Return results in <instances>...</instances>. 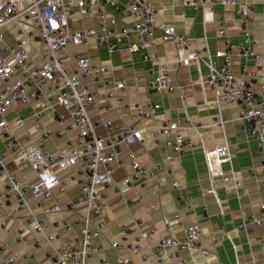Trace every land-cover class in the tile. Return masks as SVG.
Listing matches in <instances>:
<instances>
[{
	"label": "crops",
	"instance_id": "0c3cea01",
	"mask_svg": "<svg viewBox=\"0 0 264 264\" xmlns=\"http://www.w3.org/2000/svg\"><path fill=\"white\" fill-rule=\"evenodd\" d=\"M192 1L154 0L157 11L155 33L160 34L165 25H174L178 33L188 37L193 47L202 51L208 48L213 53L226 48L229 39L233 53L231 73L239 78L241 65L246 62L249 70L256 72L251 84L255 94H264V0H252L249 24L254 40L252 52L261 56L259 62L253 55H243L238 48L244 34L233 7L218 3L202 12L193 8ZM127 3L128 0H117L116 5H107L109 23L115 19L121 28L135 22V18L125 12ZM98 19L99 5L91 4L86 15L75 12L71 27L97 26ZM223 19L226 20L227 36L219 33ZM130 39L137 40V37L132 35ZM29 48L30 64H41L47 52L46 44L35 39ZM67 51L89 55L95 64L105 67L104 79L126 83V87L119 91L121 102L113 98L110 101L100 99L98 106L89 107L96 131L105 135V123L111 121L114 125L141 127L145 135L143 142L123 145L114 162L113 180L106 187L103 199L101 217L105 226L92 240L93 254L89 257V264H119L120 257L129 254L132 264H157L155 243L167 235L184 238L185 227L194 223L201 224V240L211 250V255L204 257L198 249L181 250L173 257L175 263L264 264V222L250 221L243 228L239 227L244 219L259 212L264 190V152L250 135L249 122L240 117L244 108L238 103L227 105L216 101L205 63L192 60L188 65L183 64L180 61L181 46L171 38L157 40L150 48L148 59H144L143 50L131 52L123 48L110 54L96 37L78 45L70 44ZM217 62L221 64L222 60L219 58ZM164 63L169 65L175 89L150 91L149 83ZM70 67L75 69V63L70 62ZM82 82L95 88V84L86 78H82ZM104 85L102 81L98 87L104 89ZM2 86L4 82L0 80V91ZM154 103H159L160 108L152 110ZM39 109H44L41 121L35 118ZM145 111H151V114L144 116ZM220 115L225 119L223 125L217 123ZM5 116L12 128L2 138L0 153L4 154L11 173L27 184L28 205L21 207L15 193L6 192L5 174L0 169V264H54L55 249L61 251L79 245L81 226L89 215L78 183L82 175L81 164L60 172V177L65 180L64 191L56 188L51 195L36 198L30 190L35 181L34 173L24 152L35 143L32 141L35 138L37 144L53 153H68L78 129L71 124L70 111L57 103V90L49 83L45 85L44 96L27 103L14 102ZM19 116L26 118L24 123L16 121ZM166 121L177 122V129L160 134L155 140L153 133ZM44 129L51 134L42 136ZM176 134L191 140L194 149L183 154L172 148L165 149L162 146L165 138ZM14 139L15 143L12 142ZM224 142L230 144L232 152L231 164L223 165L230 179L221 175L211 178L203 149ZM129 151H133L149 168L155 169L157 163L161 164L158 172L154 170L151 175L136 180L130 188L123 186L133 171L127 157ZM234 177L239 185L235 184ZM175 181L181 186L175 187ZM205 189L210 191L205 194ZM53 205H58L59 209L48 210ZM32 215L42 222L47 232L58 236L52 244L40 242ZM175 215H179L180 221L167 229L163 224L164 217L173 219ZM99 218L92 217L93 223L96 224ZM66 222H70L71 228L65 226ZM134 225L137 231L124 240L122 230ZM141 232L151 233V244L141 238ZM221 234L226 238L213 240ZM115 240L140 244L139 253L113 246ZM12 256L15 259L9 262Z\"/></svg>",
	"mask_w": 264,
	"mask_h": 264
},
{
	"label": "built area",
	"instance_id": "2783aa9c",
	"mask_svg": "<svg viewBox=\"0 0 264 264\" xmlns=\"http://www.w3.org/2000/svg\"><path fill=\"white\" fill-rule=\"evenodd\" d=\"M117 0H0V80L4 86L0 91V143L2 138L11 131V123L5 116L7 110L14 102L27 103L32 99H39L45 95V85L50 84L51 88L57 90V103L70 111L71 124L78 129V135L73 146L68 153H53L37 144L35 138L29 146L24 156L27 159L35 177V181L30 185L31 193L34 197L49 196L54 189L65 190V180L60 177V172L81 164L78 183L84 194L89 215L81 226V237L79 245L53 251L54 264H89V257L93 254L92 240L102 233L105 226L102 220L104 211L103 199L105 189L113 180L114 162L117 159L123 145H131L134 142H143L145 139L144 129L130 125H114L111 121L105 123L107 133L102 135L95 129L96 122L89 114V107L99 105V100L110 101L112 98L117 102L122 99L119 91L126 87L124 81H114L104 79L105 67L95 64L89 55L81 53H70L67 47L70 44L85 43L91 37H96L100 45L107 48L112 54L123 48L134 52L143 50L144 59L149 58L150 48L159 39H174L181 46L180 61L188 65L192 60L203 61L208 67V82L215 90V98L218 103L231 105L240 104L244 109L241 119L249 122L250 135L257 140L260 150L264 152V94L257 96L252 87V81L256 76L255 71L248 68L246 62L241 65V76L236 78L231 73L232 43L226 40V48L219 49L214 53L208 48L204 51L196 49L189 42L188 37L177 32L174 25L163 26L160 34L155 33V21L157 11L154 0H128L125 12L135 18L131 26L119 28L116 20L111 19L110 23L106 15L107 5H116ZM218 3H223L233 7L238 15L242 31L243 41L238 44L240 52L245 56L253 55L256 62L261 60L259 54H253L252 44L254 42L249 24L251 21L252 0H193L191 5L194 9L205 11L208 7ZM91 4L99 5V19L97 26L82 27L72 29L71 21L78 11L82 15L89 12ZM22 19L28 28L21 26ZM17 22V23H16ZM16 23L18 30L10 28ZM226 20L221 21L219 33L226 34ZM136 35L137 40L130 37ZM39 39L47 46L43 62L38 65L30 64L31 41ZM222 63L218 64L217 59ZM70 62L75 63V69L70 67ZM86 78L95 84V88H90L82 82ZM105 82L104 89L98 87L100 82ZM175 84L171 75L169 65L162 64L157 74L149 83V90L153 92L173 91ZM110 108L112 104L108 105ZM160 108L159 103L152 105V110ZM44 109L35 112L37 121H41ZM144 116H149L151 111L143 112ZM24 116L17 118L18 123L25 122ZM223 116L217 119V123L223 125ZM193 124V123H192ZM194 125V124H193ZM178 123L166 121L159 126L158 131L153 133L157 140L160 134H169L177 129ZM51 134L49 130H42L41 135L47 137ZM13 143L16 139L12 140ZM165 149L172 148L174 151L183 154L192 151L195 144L184 138L180 134L174 137L165 138L162 143ZM208 173L211 178L223 176L226 180L230 176L224 172V163L232 162V152L230 144L224 142L221 145L203 149ZM127 157L133 168L132 173L123 182L124 187H132L134 182L144 176L151 175L154 170L161 169V164L157 163L155 169L142 164L133 151L127 153ZM0 169L5 174L7 183V193H15L21 207L28 205L26 197L27 184L20 181L6 166L4 154L0 153ZM234 172L232 168V173ZM236 185L239 182L233 178ZM180 187L179 181L173 184ZM119 189L121 187L119 186ZM208 189L204 193H208ZM1 203V200H0ZM58 205H53L48 210H57ZM221 211V215H223ZM33 216V215H32ZM100 217L96 224L92 217ZM35 219L36 231L40 233V242L52 244L58 238L56 234L47 232L42 222ZM180 221L179 215L173 219L164 217L163 224L170 229L173 224ZM261 224L264 222V190L263 200L260 204L258 214L244 219L240 223L243 228L247 222ZM65 226L71 228L70 222ZM130 226L122 230L124 240L130 234L137 231V227ZM202 226L194 223L185 227V237L177 238L167 235L160 238L155 243L154 255L157 264H177L173 257L181 250L198 249L204 257L211 255V250L202 242ZM141 238L151 244V233L141 232ZM226 235L221 234L213 237L214 241L225 239ZM150 241V242H149ZM115 247H126L130 253H139L140 244H124L120 240L112 242ZM145 259V256H143ZM14 256L9 258L13 262ZM132 257H120L119 264H132Z\"/></svg>",
	"mask_w": 264,
	"mask_h": 264
},
{
	"label": "rangeland",
	"instance_id": "374dc122",
	"mask_svg": "<svg viewBox=\"0 0 264 264\" xmlns=\"http://www.w3.org/2000/svg\"><path fill=\"white\" fill-rule=\"evenodd\" d=\"M26 20H28V19H22L21 21H18V22H21V26L28 28L27 25H29V24L26 22ZM16 23L10 25V28H12L14 30H18V25ZM2 88H3V86H2Z\"/></svg>",
	"mask_w": 264,
	"mask_h": 264
}]
</instances>
